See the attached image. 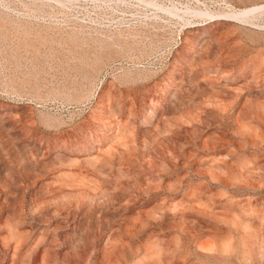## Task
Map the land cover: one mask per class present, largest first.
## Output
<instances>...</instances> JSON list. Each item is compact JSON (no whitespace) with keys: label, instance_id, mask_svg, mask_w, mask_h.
<instances>
[{"label":"rangeland","instance_id":"obj_1","mask_svg":"<svg viewBox=\"0 0 264 264\" xmlns=\"http://www.w3.org/2000/svg\"><path fill=\"white\" fill-rule=\"evenodd\" d=\"M0 264H264V0H0Z\"/></svg>","mask_w":264,"mask_h":264}]
</instances>
